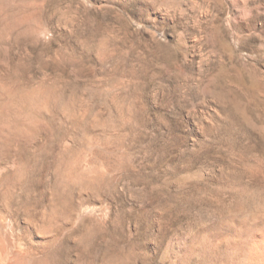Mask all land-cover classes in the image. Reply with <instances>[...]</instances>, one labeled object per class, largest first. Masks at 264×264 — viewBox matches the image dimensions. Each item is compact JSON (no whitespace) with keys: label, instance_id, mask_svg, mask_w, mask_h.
I'll list each match as a JSON object with an SVG mask.
<instances>
[{"label":"rangeland","instance_id":"374dc122","mask_svg":"<svg viewBox=\"0 0 264 264\" xmlns=\"http://www.w3.org/2000/svg\"><path fill=\"white\" fill-rule=\"evenodd\" d=\"M0 264H264V0H0Z\"/></svg>","mask_w":264,"mask_h":264}]
</instances>
